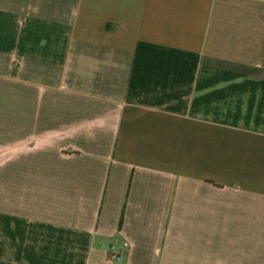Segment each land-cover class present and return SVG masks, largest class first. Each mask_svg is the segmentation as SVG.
Instances as JSON below:
<instances>
[{"label": "crops", "instance_id": "obj_1", "mask_svg": "<svg viewBox=\"0 0 264 264\" xmlns=\"http://www.w3.org/2000/svg\"><path fill=\"white\" fill-rule=\"evenodd\" d=\"M0 264H264V0H0Z\"/></svg>", "mask_w": 264, "mask_h": 264}, {"label": "built area", "instance_id": "obj_2", "mask_svg": "<svg viewBox=\"0 0 264 264\" xmlns=\"http://www.w3.org/2000/svg\"><path fill=\"white\" fill-rule=\"evenodd\" d=\"M109 259L112 260V261H114V260L120 261L121 260V256L118 254L117 251H115L114 245L111 246V249H110V252H109Z\"/></svg>", "mask_w": 264, "mask_h": 264}]
</instances>
